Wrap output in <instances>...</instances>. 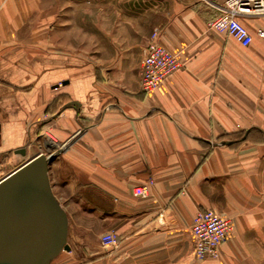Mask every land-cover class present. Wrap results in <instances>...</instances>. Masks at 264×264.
<instances>
[{
  "label": "crops",
  "instance_id": "0c3cea01",
  "mask_svg": "<svg viewBox=\"0 0 264 264\" xmlns=\"http://www.w3.org/2000/svg\"><path fill=\"white\" fill-rule=\"evenodd\" d=\"M224 1L0 0V160L54 156L73 261L50 264H264V17H240L243 47L210 26ZM154 32L181 67L145 94ZM205 209L234 228L199 261Z\"/></svg>",
  "mask_w": 264,
  "mask_h": 264
},
{
  "label": "water",
  "instance_id": "95a60500",
  "mask_svg": "<svg viewBox=\"0 0 264 264\" xmlns=\"http://www.w3.org/2000/svg\"><path fill=\"white\" fill-rule=\"evenodd\" d=\"M53 160L38 153L0 179V264H50L69 250L67 215L48 179Z\"/></svg>",
  "mask_w": 264,
  "mask_h": 264
},
{
  "label": "built area",
  "instance_id": "2783aa9c",
  "mask_svg": "<svg viewBox=\"0 0 264 264\" xmlns=\"http://www.w3.org/2000/svg\"><path fill=\"white\" fill-rule=\"evenodd\" d=\"M220 14L210 23V26L231 36L241 46L247 47L252 42V35L242 23L243 15L264 17V0H225L219 7ZM256 35L264 38V31L258 29ZM181 67L176 54L164 47L154 32L147 44L140 64V88L145 94L159 89L162 83ZM54 141L51 136H48ZM153 181L134 186L132 195L144 198L149 195ZM233 222L213 209L200 210L196 213L190 229L193 244V257L204 260L215 257L219 246L227 240L233 232ZM100 243L104 247L115 248L119 241L113 232L101 235Z\"/></svg>",
  "mask_w": 264,
  "mask_h": 264
},
{
  "label": "rangeland",
  "instance_id": "374dc122",
  "mask_svg": "<svg viewBox=\"0 0 264 264\" xmlns=\"http://www.w3.org/2000/svg\"><path fill=\"white\" fill-rule=\"evenodd\" d=\"M13 167H14V165L9 164L8 161L0 160V179L3 178L5 175H7L9 172H11L13 170ZM67 245H68V243H67ZM68 251L63 250L60 254L61 255L60 258H63L65 261L70 259L69 254L67 253ZM63 259H62V261H59L57 264H63L64 263ZM70 260H72V259H70Z\"/></svg>",
  "mask_w": 264,
  "mask_h": 264
}]
</instances>
